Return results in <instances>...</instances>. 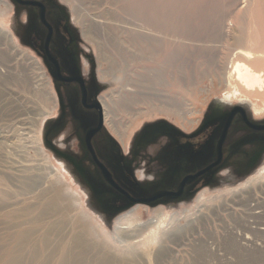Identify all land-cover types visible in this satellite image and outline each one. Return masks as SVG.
Returning <instances> with one entry per match:
<instances>
[{
	"label": "bare ground",
	"instance_id": "6f19581e",
	"mask_svg": "<svg viewBox=\"0 0 264 264\" xmlns=\"http://www.w3.org/2000/svg\"><path fill=\"white\" fill-rule=\"evenodd\" d=\"M199 3V0H75L74 21L82 26L83 38L95 48L99 78L118 82V90L112 88L98 100L104 124L123 148L131 129L157 114L173 116L182 130H193L201 118L202 94L209 96L196 87L205 78H209L212 86L215 83L224 86L226 101L249 98L263 90L264 0H244L246 8L231 17V27L224 23L228 18L220 20L225 51L222 57L217 56L218 60L215 57L214 69L209 72L202 71L199 64L196 66V60L206 55L203 45H199L198 30L202 28L197 29L196 23L209 21L222 9L217 12L216 8L221 6L210 2L214 9L210 5L207 13L202 12L205 9L201 10ZM238 22L246 24L236 26ZM146 84L165 96L152 92L146 100L143 95ZM166 88L173 93L166 94ZM140 103L151 108L150 112L137 111ZM191 116L193 120H189ZM48 166L38 158L31 167H7L14 173L0 172V264H176L179 251L173 246L181 247L191 228L171 227L173 231H163V217L158 209L156 219L149 222L152 237L141 238L140 233L148 223L141 225L134 220L133 215L141 210L136 206L117 219L123 220V224L118 223L114 235L125 246L123 251L116 252L109 246L110 237L100 224L86 215L85 209L82 211L73 191H67L69 185L65 187L61 173L60 179ZM253 188L240 189V198L253 196L251 193L261 189ZM222 205L226 210L227 206ZM239 233L236 230V235ZM134 239L142 242L134 244ZM248 239L245 235L244 244L255 248ZM154 243H159L156 250L152 248ZM202 243L192 247L193 253H205L207 248ZM250 257L255 264H264L262 255L252 253Z\"/></svg>",
	"mask_w": 264,
	"mask_h": 264
},
{
	"label": "flooded vegetation",
	"instance_id": "af4514ba",
	"mask_svg": "<svg viewBox=\"0 0 264 264\" xmlns=\"http://www.w3.org/2000/svg\"><path fill=\"white\" fill-rule=\"evenodd\" d=\"M10 2L24 10L20 42L44 65L55 91L57 107L45 128V143L109 220L121 215L110 218L118 209L190 201L264 162V130L258 129L264 118L252 117L239 105L204 115L191 131L148 124L125 150L104 124L98 100L103 87L92 61L84 63L80 37L58 0Z\"/></svg>",
	"mask_w": 264,
	"mask_h": 264
},
{
	"label": "rangeland",
	"instance_id": "374dc122",
	"mask_svg": "<svg viewBox=\"0 0 264 264\" xmlns=\"http://www.w3.org/2000/svg\"><path fill=\"white\" fill-rule=\"evenodd\" d=\"M243 1L244 0H206L205 2V0H199L201 10L205 9L202 12L205 11L207 13L209 9L207 7L211 5L210 2H214L217 6H221L218 7V9L216 8V11L218 10L217 12L222 9L221 12L215 13L216 16H214V14V17L209 21H197L196 23L198 26L197 29L202 28L201 31L198 30L199 45H203V49L206 51V55L200 56V58L197 59L198 61L196 60V66L199 64L202 71L209 72L213 70V63L218 60V57H222L225 51V41L222 39L223 35L221 31L222 22H220V20L225 17L228 18V24L227 22L224 23L226 26L231 27V17H234L236 14H241L240 11L244 12L246 8V3H243ZM58 2L61 8L68 14L70 24L80 37V47L84 63L87 64L88 60L90 63L92 61V69H96L97 77L104 91L101 95L107 93L108 90L112 88L118 90V82L116 83V81L112 79L99 78L98 59L95 48L83 38L82 26L74 21L73 5L75 0H58ZM82 4L83 3H80V5ZM205 4L209 5L206 6ZM23 11L24 10L20 8L14 7L10 0H0V172L9 171L14 173L13 169L31 167L36 164L38 158H41L46 167L48 165L50 169L52 167L51 172H55L56 176L59 177L61 173L60 176L62 179L59 178L62 182L63 179L65 180L63 182V184L65 183V187L69 185V188L67 187L66 189H68L67 191L69 193L73 191L77 197V202L82 205V211L85 209L86 211L84 210L83 212L90 218L92 217L96 223L100 224L104 232L110 237L111 242L109 246L112 250L114 249L116 252H120L118 250L123 251L125 243L116 239L114 234H116L115 229L118 223L123 224V220L120 222L117 219L126 215L128 211L113 220H109L103 216L98 208L89 201V194H86V189L80 178L74 174L65 161L56 156L45 143V128L56 112L57 102L53 84L44 65L30 49L20 42L18 35L20 28L23 26ZM244 24H246V22ZM244 24L238 22L236 26H244ZM220 45H222L223 48ZM215 57L217 60H215ZM102 64V67L106 68L107 65L105 63ZM83 69L86 71L87 65L84 64ZM12 78H14V80ZM208 80L209 78H205L198 82L196 86L199 91L202 90L209 93V96H205L204 93L202 94L203 104L199 106L201 118L196 127L204 115L206 116L211 113L218 114L235 105L243 107L256 119L264 118V88L263 90H258L257 93L255 92L256 95H251L254 96V98L250 96L249 98H238L226 101L223 99L224 92L222 89L224 86L222 87L217 83H215V86H212L211 81ZM122 83L121 81V84ZM144 86L147 88L146 93L144 92L143 94L146 100H148V96H150L152 92L155 94L160 93L158 95L165 96L164 93L157 90H150L148 84ZM247 91L252 92V90ZM166 92V94L173 93L169 91L168 88H166ZM40 94L42 99H40ZM257 94H261V96ZM193 104H195V102ZM135 109L140 111V113H148L151 110V108L148 109V106L143 103H140ZM120 114L122 117L123 115L127 117L123 112H120ZM157 115L156 117L139 121L137 125L131 129L130 135L128 136V143L132 136L138 133L144 125L164 120L173 126L179 127L175 124L173 116L169 118L162 114ZM194 116H191L189 120H193ZM128 120L131 121V119ZM128 143L124 148L125 150L127 149ZM38 152H41L42 155ZM38 155L40 157H38ZM7 167L13 169H8ZM55 168L56 170H54ZM255 168L256 169L244 175H232L233 179L231 181L223 182L216 188L202 191L198 194L201 195V197L198 198L197 195V198L184 203L159 206L156 208L138 206L139 209H141L140 214L135 213L133 215L134 220L141 225L148 223V225L145 226H149L148 229L146 227V229L140 233L142 235L141 238L152 237L149 233L153 228L149 222L156 219L155 217L157 214H155V211L159 209L160 215L163 217L162 223L164 224H162L161 228L163 231L170 232L176 229V227L177 229L178 227L183 229L191 228L190 231H187V236L182 240L181 247L173 246L175 250L179 251L176 256V264H255V262L252 261L253 257H250L252 253H257L264 257V162H261ZM251 187H259L261 189L255 190V193H251L253 196L248 197L244 195L243 198H240V189L245 191L247 188ZM232 201L235 205H232ZM222 204L227 206L226 210L221 207ZM175 221L176 223H174ZM188 223L190 226H188ZM245 223L246 226L243 228V224ZM171 227H173V230ZM131 229L132 228H129L128 232H130ZM236 230L240 232L239 235H236ZM113 235L115 236L114 238ZM245 235L249 237L247 241H251L255 244V248L251 245L244 244L245 241H243V238ZM132 242H134V244L140 243L142 239H134ZM200 243L206 246L207 249L205 253L202 255L193 253L192 247ZM157 247H159V243H154L152 248L156 250Z\"/></svg>",
	"mask_w": 264,
	"mask_h": 264
},
{
	"label": "water",
	"instance_id": "95a60500",
	"mask_svg": "<svg viewBox=\"0 0 264 264\" xmlns=\"http://www.w3.org/2000/svg\"><path fill=\"white\" fill-rule=\"evenodd\" d=\"M58 75H56V77H57ZM209 120V118L208 117H206V121H208ZM205 120H204V123L203 124H205V123H207ZM229 119H228V121H227V123H226V125H225V127H224V134L227 132V129H228V126H229ZM156 123H162V124H167V125H170V126H172L171 124H169L168 122H166V121H164V120H160V121H158V122H156ZM100 125H101V123H100ZM148 125H144V127H147ZM259 130H264V126L263 127H259L258 128ZM45 139V138H44ZM221 139V138H220ZM223 139H224V136H223ZM222 141V140H221ZM181 195V192H179L178 194H176L175 195V197H178V196H180ZM146 200H137V203H143V202H145ZM133 204H135V201L133 200L132 201V204L131 205H133ZM130 205V206H131ZM129 207V206H128ZM127 209L128 208H123V209H118V210H116V214L115 215H112V216H110V218H112V217H114V216H116V215H119V214H123V212L124 211H127Z\"/></svg>",
	"mask_w": 264,
	"mask_h": 264
}]
</instances>
